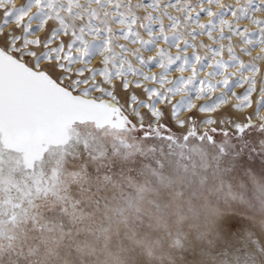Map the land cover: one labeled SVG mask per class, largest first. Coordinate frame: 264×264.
<instances>
[{
  "label": "snow or ice",
  "instance_id": "obj_1",
  "mask_svg": "<svg viewBox=\"0 0 264 264\" xmlns=\"http://www.w3.org/2000/svg\"><path fill=\"white\" fill-rule=\"evenodd\" d=\"M217 3L0 0V264H264V0Z\"/></svg>",
  "mask_w": 264,
  "mask_h": 264
},
{
  "label": "bare ground",
  "instance_id": "obj_2",
  "mask_svg": "<svg viewBox=\"0 0 264 264\" xmlns=\"http://www.w3.org/2000/svg\"><path fill=\"white\" fill-rule=\"evenodd\" d=\"M239 2H240V0H219V3H217L214 7L219 8L224 3H234V4L238 5ZM15 3L19 4L20 0H15ZM255 15L256 16H264V12H257V13H255ZM205 19H207V18H205ZM227 19H231V17H228ZM165 22H167V21L165 20ZM240 23L248 24L250 27H254L251 25L250 21H240ZM133 47H135V45H133ZM173 51H175V50L173 49ZM189 51H191V49ZM253 51L259 52V51H261V49H254Z\"/></svg>",
  "mask_w": 264,
  "mask_h": 264
}]
</instances>
